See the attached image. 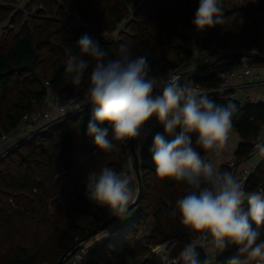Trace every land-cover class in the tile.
<instances>
[{"label": "trees", "instance_id": "obj_1", "mask_svg": "<svg viewBox=\"0 0 264 264\" xmlns=\"http://www.w3.org/2000/svg\"><path fill=\"white\" fill-rule=\"evenodd\" d=\"M198 2L28 0L25 10L13 11L15 0H0V22L7 24L0 34V135L11 134L24 112L48 90L71 95L86 92L94 62L84 57L89 68L77 89L65 76V60L66 49L78 53L77 40L88 34L100 42L109 58H115L120 44H130L134 56L148 58L150 74L157 76L188 61L193 46L223 53L225 60L188 81L217 104H236L239 111L233 130L240 141L235 156L237 164L244 162L264 121V104L240 103L230 97V91L224 93L225 100L221 101L220 95L209 92L220 85L221 70L242 63H264L254 58L226 59L252 48L264 54V0H224L223 24L203 32H197L192 25ZM121 24L124 31L110 38ZM90 117L91 108L69 116L32 139L17 142V147L0 158V264H54L107 218L104 208L85 197V178L88 172L99 171L103 166L119 172L129 143L119 152H100L87 135ZM157 132L163 133V128L153 119L151 133L143 138L138 154L143 184L138 203L121 226L92 245L85 264H125L128 257L142 255L144 247L127 245L149 221L153 223L149 244L175 239L168 252L171 257L178 256L198 235L190 234L179 215H173L176 201L187 195L188 186L156 175L149 149ZM249 182L252 188L264 184V160ZM196 251L202 261L209 259L201 245ZM212 251V264H223L236 253V248L229 245L221 252L212 247ZM143 264L160 263L152 254L145 257Z\"/></svg>", "mask_w": 264, "mask_h": 264}, {"label": "clouds", "instance_id": "obj_2", "mask_svg": "<svg viewBox=\"0 0 264 264\" xmlns=\"http://www.w3.org/2000/svg\"><path fill=\"white\" fill-rule=\"evenodd\" d=\"M223 3L199 0L192 19L197 32L223 24ZM75 46L78 53L66 49L65 60V76L74 88L81 86L89 68L84 57L94 66L84 97L68 98L63 110L77 112L91 106L87 135L96 149L119 152L142 134L146 138L151 133L146 126L154 119L163 128V133H155L149 149L156 175L182 181L189 189L176 201L173 215H179L190 234L211 237L214 250L235 246L236 253L223 264H264V189L246 191L243 181L213 162L233 131L239 111L236 104H217L191 81L182 83L177 74H150L148 58L134 56L130 44H120L115 58H109L100 42L88 34ZM256 55L264 54L252 48L242 60ZM142 147L138 144L137 151ZM255 149L264 158V142L256 143ZM137 191L126 173L109 166L88 172L85 178V197L115 217L128 213ZM165 248L162 245L161 251ZM196 248L195 242L188 243L175 259L165 254L164 260L167 264H212L207 258L202 261Z\"/></svg>", "mask_w": 264, "mask_h": 264}, {"label": "built area", "instance_id": "obj_3", "mask_svg": "<svg viewBox=\"0 0 264 264\" xmlns=\"http://www.w3.org/2000/svg\"><path fill=\"white\" fill-rule=\"evenodd\" d=\"M122 28V30L124 31V26ZM191 50L192 55L188 61H185L174 67L165 75L177 74L182 78L186 72L191 71L203 64L213 61L221 62L225 60V58H222L223 53L221 52L199 50L194 46L191 48ZM218 77L221 80L220 85L217 88L212 89L209 94L215 93L223 96L224 93L230 91L229 95H231L232 86L230 81L234 79L250 80L252 85L261 87V89L264 91V72L260 73L258 71H254L252 67L247 64L223 69L219 72ZM193 87L206 94L205 91L202 90L199 86L196 85ZM84 94L85 92L71 95L67 91L55 92L52 90H48L46 94L43 95L40 99L49 101L50 107L42 110L29 109L25 111L23 117L11 134L1 133L0 158L5 156L11 148L17 147V142L28 141L38 133L45 131L46 129L57 123L64 121L67 117L81 112H66L65 110H63V105L68 98L76 96L77 98L82 99L84 97ZM254 103L264 104V101L260 102L258 99H255ZM89 108H91L90 105H85L83 110ZM152 123L153 122H151V124L148 123L146 128L151 129ZM144 137L145 136L142 134V139ZM258 142H264V121L261 124V128L258 132L257 137L252 140V146L248 153V158L245 160L246 166L239 170V172L235 175L238 180L243 181L245 190L249 192L264 189V184H259L256 187L252 188L251 183L249 182L250 176L255 171L257 165L264 160V158H260L256 155L255 144ZM121 171L126 173L131 178L132 184V172H134L132 162L129 165L123 164L122 169L119 172ZM108 235H110V232H108L105 237ZM197 236H200L201 238L197 239ZM197 236L193 239L192 242H195L197 245H201L206 250L213 247L211 244V237L207 236L206 234H198ZM100 240V237L96 234L90 240L79 243L74 248V250L68 254L66 259L64 260V263L85 264L88 260L89 251L92 245L96 242H100ZM165 254H167L169 260L175 259L177 257L169 256L168 249H165L163 252L160 249L156 259L161 264H167V262L164 260Z\"/></svg>", "mask_w": 264, "mask_h": 264}, {"label": "rangeland", "instance_id": "obj_4", "mask_svg": "<svg viewBox=\"0 0 264 264\" xmlns=\"http://www.w3.org/2000/svg\"><path fill=\"white\" fill-rule=\"evenodd\" d=\"M27 1L28 0H15V4L13 5L14 6L13 11L18 10V9L25 10L24 9V6L27 3ZM135 6H136V4L134 3L132 5V8H131L132 11L134 10V7ZM6 25H7L6 24V21L0 22V34L2 33V31L4 30V27ZM123 26L124 25H119L118 28L109 37L110 38L117 37V35L119 34V32L123 29L122 28ZM240 51L245 52L243 49H241ZM244 64H247V63L237 64V65H233L231 67L240 66V65H244ZM257 64H259V63H257ZM257 64L255 63L254 65H257ZM247 65H250V64H247ZM48 107H50L49 101L43 100V99H38V100H36L33 103V106H32L31 109L42 110V109H46ZM149 123L151 124V122H149ZM137 144L138 143L135 140V148H136V145ZM125 158H126V161H125ZM121 162H122V165L123 164L129 165L132 162V155H131V152H130L129 149H128V153L124 157H122ZM132 173H133L132 174V186L136 189V178H135L134 172H132ZM104 209H105V215H106L105 217L110 216L111 214L109 213V211L106 208H104ZM127 216H129V215L127 214V215L121 216L120 218H118L117 220H115L108 228H106V229L98 232L97 235L101 239L100 242H102L103 239L105 238V235L108 233V229H110L112 227H115V226H121L128 219ZM152 226H153V223L151 221H149L147 223V225L144 226L143 228H141L134 235V238H132L130 240V242L127 245L128 248H131V247L133 248V247H135V246L138 245V246L144 247L145 250H144V253L142 255H140V256H138L136 258L128 257L126 259L125 264H143L145 257H149L152 254L154 255L155 260L157 261L156 257H157V254L159 253L160 249H161V246L162 245H166L167 246L168 244L167 243H162V244H158V245H151V244L148 243V238H149V234L151 232ZM170 242H171L170 246L168 248H165V249H168V252H169V248L174 244L175 239L171 240ZM206 252H207V254L209 256L210 261L213 262V258L214 257H213L212 248L207 249ZM158 263H160V262L158 261Z\"/></svg>", "mask_w": 264, "mask_h": 264}, {"label": "crops", "instance_id": "obj_5", "mask_svg": "<svg viewBox=\"0 0 264 264\" xmlns=\"http://www.w3.org/2000/svg\"><path fill=\"white\" fill-rule=\"evenodd\" d=\"M250 66L254 71H258L260 73L264 72V63H259L257 65L252 64ZM230 83L232 86L230 97L232 96L233 99L238 100L240 103H254L255 99H258L260 102L264 101V91L261 89V87L252 85L250 80L234 79L231 80ZM151 122H153V120ZM142 141L143 139L141 135V137L136 140V142L138 144H141ZM239 141L240 137L238 136L237 132L233 130L230 134V138L226 146L221 150L220 156L213 160V162L217 164L221 171H223V167L230 168V172H232L234 176L239 172V170L246 166L245 161L238 164L236 163L235 150ZM137 145L135 148L136 151ZM137 153L139 154V151H137ZM116 227L118 226L108 229V232L116 229ZM169 242L166 243L168 244ZM169 246H166V248H168Z\"/></svg>", "mask_w": 264, "mask_h": 264}, {"label": "water", "instance_id": "obj_6", "mask_svg": "<svg viewBox=\"0 0 264 264\" xmlns=\"http://www.w3.org/2000/svg\"><path fill=\"white\" fill-rule=\"evenodd\" d=\"M247 55V53L245 54H236L234 56L228 57L226 59H238V58H242L243 56ZM248 58H254L258 61H264V55H256V56H248ZM219 61H213L210 63H206L203 64L191 71H189L188 73H186L182 78L181 81L183 83L184 80H190L193 77L203 73L204 71H206L207 69H209L210 67H212L213 65H215L216 63H218ZM225 100V96H221V101ZM129 150L131 152L132 155V167H133V171H134V175L136 178V189L138 190L135 194V203L131 204L129 206V211L138 203L139 198L142 194V189H143V184H142V178L140 175V162H139V156L138 153L135 149V141H130L129 142ZM128 211V212H129ZM120 217H115L113 215L108 216L107 218H105L96 228H94L92 231H90L89 233H87L85 236H83L74 246H72L67 252L63 253L56 261L54 264H63L64 260L66 259V257L68 256V254L74 250V248L81 242H85L90 240L94 235H96L98 232L108 228L115 220H117ZM171 244V242L168 243L167 246H169Z\"/></svg>", "mask_w": 264, "mask_h": 264}]
</instances>
